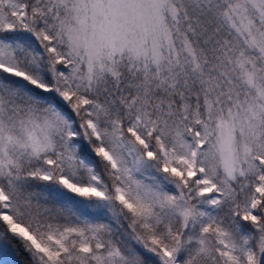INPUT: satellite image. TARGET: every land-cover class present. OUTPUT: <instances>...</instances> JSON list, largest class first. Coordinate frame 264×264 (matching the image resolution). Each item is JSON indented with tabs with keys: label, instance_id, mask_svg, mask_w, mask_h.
I'll list each match as a JSON object with an SVG mask.
<instances>
[{
	"label": "snow or ice",
	"instance_id": "obj_1",
	"mask_svg": "<svg viewBox=\"0 0 264 264\" xmlns=\"http://www.w3.org/2000/svg\"><path fill=\"white\" fill-rule=\"evenodd\" d=\"M0 264H264V0H0Z\"/></svg>",
	"mask_w": 264,
	"mask_h": 264
}]
</instances>
